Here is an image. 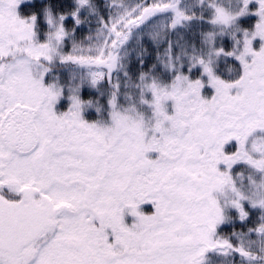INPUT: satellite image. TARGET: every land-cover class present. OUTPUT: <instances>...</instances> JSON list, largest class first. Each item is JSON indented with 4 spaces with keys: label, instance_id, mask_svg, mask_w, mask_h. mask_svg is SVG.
I'll list each match as a JSON object with an SVG mask.
<instances>
[{
    "label": "snow or ice",
    "instance_id": "6c2138e0",
    "mask_svg": "<svg viewBox=\"0 0 264 264\" xmlns=\"http://www.w3.org/2000/svg\"><path fill=\"white\" fill-rule=\"evenodd\" d=\"M22 4L0 0V264H264V0Z\"/></svg>",
    "mask_w": 264,
    "mask_h": 264
},
{
    "label": "trees",
    "instance_id": "16d2710c",
    "mask_svg": "<svg viewBox=\"0 0 264 264\" xmlns=\"http://www.w3.org/2000/svg\"><path fill=\"white\" fill-rule=\"evenodd\" d=\"M49 2V0H32V4L30 5H25L23 4V8L20 9V13L22 16H28L33 12L36 13H40L41 9L44 7V4ZM52 6L57 9L60 10L65 4L70 3V0H51ZM96 3L98 4L99 8H100V12L103 16H107L108 14V10L105 8V0H96ZM253 22L251 19L249 21V23ZM40 26L42 27V20H41V24ZM96 24H95V20H93L92 22V27L95 28ZM82 36L86 37L87 35V29H85L82 33ZM84 98L87 99L90 95L91 96H95L96 93L95 92H89L87 89H85L84 93ZM65 105H67V102H65V104L63 105V107L65 108ZM145 211H151V207H146V209H144Z\"/></svg>",
    "mask_w": 264,
    "mask_h": 264
},
{
    "label": "rangeland",
    "instance_id": "374dc122",
    "mask_svg": "<svg viewBox=\"0 0 264 264\" xmlns=\"http://www.w3.org/2000/svg\"><path fill=\"white\" fill-rule=\"evenodd\" d=\"M23 8V4L20 6V9H22ZM20 9H19V11H20ZM42 24H43V22H42ZM41 27V26H40ZM46 26L43 24V26L41 27V29H43V28H45ZM65 102H67V101H63L62 102V104L63 103H65ZM146 207H151L150 205H146V206H144V209H146Z\"/></svg>",
    "mask_w": 264,
    "mask_h": 264
}]
</instances>
